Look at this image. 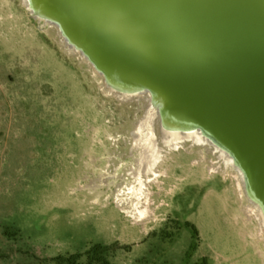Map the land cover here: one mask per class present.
<instances>
[{"label":"rangeland","instance_id":"374dc122","mask_svg":"<svg viewBox=\"0 0 264 264\" xmlns=\"http://www.w3.org/2000/svg\"><path fill=\"white\" fill-rule=\"evenodd\" d=\"M147 107L110 91L23 0H0V264H58L95 243L116 244L111 264H182L187 220L190 263L264 264L254 207L213 148L163 151L144 175L132 132ZM134 191L138 222L115 203Z\"/></svg>","mask_w":264,"mask_h":264},{"label":"bare ground","instance_id":"6f19581e","mask_svg":"<svg viewBox=\"0 0 264 264\" xmlns=\"http://www.w3.org/2000/svg\"><path fill=\"white\" fill-rule=\"evenodd\" d=\"M23 3L37 19L57 28L64 44L103 77L110 91L124 99H145L146 114L132 132L134 148L142 154L141 164L146 162L144 175L152 172L156 164L152 158H159L163 151L184 147L186 143L213 148L237 173L241 194L254 207L253 213L264 232V166L254 165L237 147L222 140L223 136L206 117H199L196 111L182 105L183 100H188L199 108L195 100L207 101L202 90L210 91L259 137L264 148V0ZM176 27L179 30H170ZM205 47V51L215 53L199 59ZM253 60L259 63L256 73L239 67ZM122 62L130 66L124 70L137 66L161 81H143L133 72L123 74L118 67ZM194 67L211 76V85L206 82L208 78H197L199 72ZM172 87L184 99L173 101L176 96ZM128 175L137 180L142 172L132 170ZM133 194L128 198L131 206L121 197L115 198V203L138 222L147 199L143 201L141 193Z\"/></svg>","mask_w":264,"mask_h":264},{"label":"water","instance_id":"95a60500","mask_svg":"<svg viewBox=\"0 0 264 264\" xmlns=\"http://www.w3.org/2000/svg\"><path fill=\"white\" fill-rule=\"evenodd\" d=\"M57 24L59 26H61V24L59 22H57ZM147 27L150 28L149 26H147ZM167 30H168V28H167ZM170 30H179V28L178 27H176V29L171 28ZM232 34L230 33V36H232ZM227 36H229V32H228ZM232 46H233V48H235L234 44ZM207 48L208 47H205L203 49V53L200 54L199 59L203 58L205 54L209 55V54L215 53V52H211V51H210L211 53L205 51ZM199 49H200V47H199ZM236 51H237V49H236ZM238 52H239V49H238L237 53ZM241 56H243V54ZM91 59L94 62V64H97V62H95L94 58L91 57ZM124 62H127V61L125 60ZM124 62H122L123 65L118 66L119 69L121 70V73H123V74L127 73V75H129V73L131 74V72H133L134 76H136L137 78L139 77L140 80H143V81L144 80L149 81L150 79H154V80L159 79L155 76H152V74H149L147 71H145V70H143L137 66H136V68L133 66L134 68H130L129 70H124L127 67H130L128 65V63L126 64ZM258 65H259V63L257 62V60L256 61L253 60L249 64H248V61H246V63H244V64L241 63V66H239V67L244 68L243 70H246L247 72H255L258 70V68H257ZM230 68L232 69L233 67L230 66ZM194 69L197 73L199 72L197 78H200V79H201V77H204L206 79L208 78L206 82H208V84L211 85L212 82L210 79V77H211L210 75L206 74V72H203L201 69H197L195 67H194ZM102 70H104V69H102ZM122 71H124V72H122ZM125 71H127V72H125ZM241 74H246V72L244 71ZM146 88H149V86L147 85ZM172 89H174V88L172 87ZM200 90H202V89H200ZM171 91H173V90H171ZM202 91H203L202 92L203 96L205 97V100H207V101H201L198 99L199 101L197 100V102H196V100H195V104L199 105L200 109L197 106L193 105L188 100H183L182 105L184 107L188 106L191 110L196 111L198 113L199 117L200 116L206 117L207 118L206 120L209 123H211L214 127H216L217 128L216 130L223 136V137H221V139L224 140L225 142H228L231 145H234L235 147H237L236 148L237 151H240L243 155H246V157L254 165L264 166V148H263L262 142H260L258 140L259 137L257 135L254 136L249 131L248 126L245 125V123L242 124V121L237 116V114L233 113L232 110L230 112L229 107H227L226 105L221 103L220 100L217 97H215L213 94H211L210 91H207L204 89ZM173 93L176 96L175 98H172L173 101H178V100H176L178 97L182 98V96H180V94L178 93L177 90L174 89ZM182 99H184V98H182ZM238 106H240V105H238ZM241 106L247 107V105H244V104H241ZM246 107H243V109L247 110L248 107L247 108ZM257 148L259 149V151L261 153L256 151Z\"/></svg>","mask_w":264,"mask_h":264},{"label":"trees","instance_id":"16d2710c","mask_svg":"<svg viewBox=\"0 0 264 264\" xmlns=\"http://www.w3.org/2000/svg\"><path fill=\"white\" fill-rule=\"evenodd\" d=\"M185 226L190 229L193 239L186 254L188 261L182 264H209L207 257H203L194 263L189 262L190 257L197 248L199 229L193 222L188 220L185 222ZM115 249L116 244L95 243L85 252L58 255L54 258V260H56L58 264H111L109 258L110 252ZM84 256L86 257V260L82 261Z\"/></svg>","mask_w":264,"mask_h":264}]
</instances>
